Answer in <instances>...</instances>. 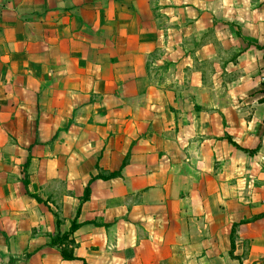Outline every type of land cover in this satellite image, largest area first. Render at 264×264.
<instances>
[{
    "label": "crops",
    "instance_id": "obj_1",
    "mask_svg": "<svg viewBox=\"0 0 264 264\" xmlns=\"http://www.w3.org/2000/svg\"><path fill=\"white\" fill-rule=\"evenodd\" d=\"M263 46L264 0H0V264H264Z\"/></svg>",
    "mask_w": 264,
    "mask_h": 264
},
{
    "label": "trees",
    "instance_id": "obj_2",
    "mask_svg": "<svg viewBox=\"0 0 264 264\" xmlns=\"http://www.w3.org/2000/svg\"><path fill=\"white\" fill-rule=\"evenodd\" d=\"M264 48V46H263ZM264 92V88L259 89L257 92ZM261 102L264 103V96L260 99ZM229 139L231 140V142L233 144H235L236 146H238L239 148L250 152V154H254L256 151H258L259 148H254V149H250V148H245L240 146L239 144H237L235 141H233L230 137ZM110 176L113 175V173L109 174ZM109 175H104V174H99L97 176H93L88 185L85 188V193L84 196L82 197V200L85 201L90 197V183L92 182V180L96 177H108ZM37 199L40 201L41 198L37 196ZM246 222V221H243ZM242 222V223H243ZM60 223V219H57V224L59 225ZM80 226V223L77 221V219H74L72 221V224L70 226V228L68 230H66L63 233L58 232L57 234H55L52 239H51V245L52 246H57L60 249V252L63 256V258L65 259H75L76 256L74 255V246L76 245L74 239H73V234L75 233V231L77 230V228ZM238 226V223H235L231 232V255H234V250H235V234H236V228Z\"/></svg>",
    "mask_w": 264,
    "mask_h": 264
}]
</instances>
